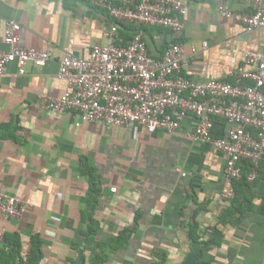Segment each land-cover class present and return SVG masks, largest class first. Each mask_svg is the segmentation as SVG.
<instances>
[{
	"label": "crops",
	"instance_id": "crops-1",
	"mask_svg": "<svg viewBox=\"0 0 264 264\" xmlns=\"http://www.w3.org/2000/svg\"><path fill=\"white\" fill-rule=\"evenodd\" d=\"M183 1L187 11L180 35L155 30L144 36L151 56L159 58L173 41L187 55L194 46L184 74L198 82L229 81L244 54L262 51L264 28L247 30L217 13L219 8L247 12L242 1ZM102 11L89 0H0V50H6L5 23L12 20L21 27L22 47L51 53L41 69L27 65L20 75L12 63L0 77V193L25 206L19 219L0 216V231L17 234L24 252L30 238L37 237L39 264H69L79 253L71 246L80 242L86 225L82 212L90 181L84 171L92 170L99 187L95 241L107 243L136 228L105 264H154L161 254L166 264H182L193 245L200 251L196 264H264V164L253 182L223 201L221 195L231 186L223 174L225 158L189 137L193 117L185 118L172 137L144 130L134 137L131 128L81 123L75 112L41 108V98L57 99L67 91L57 77L66 53L85 58L86 49L106 44L110 25ZM137 32H123L121 41L129 42ZM226 132L224 122L215 120L212 135ZM232 202L231 214L219 223ZM194 222L200 241L208 240L215 227L219 244L192 243L188 226Z\"/></svg>",
	"mask_w": 264,
	"mask_h": 264
},
{
	"label": "built area",
	"instance_id": "built-area-1",
	"mask_svg": "<svg viewBox=\"0 0 264 264\" xmlns=\"http://www.w3.org/2000/svg\"><path fill=\"white\" fill-rule=\"evenodd\" d=\"M247 12L219 8L220 17L247 30L264 28V0H240ZM105 10L117 23L134 27L158 28L173 35L184 30L187 7L183 0H89ZM20 25L5 23L0 50V77L16 63L19 74L27 65L43 68L51 59L50 51L22 47ZM106 44L85 50L86 57L70 53L59 62L57 77L67 84V91L57 99L41 98L46 112H75L81 123H101L106 127L131 128L134 137L140 130L148 134L161 131L172 137L188 116L196 120L189 137L210 145L225 158L223 174L230 188L221 200L234 199L232 183L241 178V164L252 165L247 180L253 182L264 164V43L259 54H244L240 64L229 74V81L208 79L194 81L183 68L196 54L180 43L169 45L159 58L151 56L142 33L138 31L126 45L118 36V25L105 33ZM201 48L205 50L207 43ZM215 120L227 126L221 137L212 135ZM78 127L79 124H76ZM25 206L19 200L0 193V216L19 219ZM4 230L0 231V250Z\"/></svg>",
	"mask_w": 264,
	"mask_h": 264
},
{
	"label": "trees",
	"instance_id": "trees-1",
	"mask_svg": "<svg viewBox=\"0 0 264 264\" xmlns=\"http://www.w3.org/2000/svg\"><path fill=\"white\" fill-rule=\"evenodd\" d=\"M102 12L105 14V16H107L110 27L115 24L118 25V36L120 40L122 39L121 34L123 32L124 34H131L133 31H140L142 33V37L144 38V36L147 34L151 36V32L155 30H161L158 28L134 27L117 23L113 19L109 18L105 10ZM127 43L129 42H122V45H126ZM173 43H178V41H173ZM167 47L168 46H166V48ZM252 170V165L249 162L244 161L241 164V178L240 180L234 181L232 183L234 193L237 191V187H244L246 184H248L247 178ZM84 174L89 176L90 181L89 192L86 199L84 200L87 208L82 212V221L86 225L85 229L81 232L80 242L74 243L71 248L76 253H78L80 249L82 250L81 252L83 253L84 264H105L110 259V254L119 251L129 241L136 228L134 226L132 228L125 229L107 243L95 241V236L100 231L98 222H96L93 218L97 204V198L99 196L98 177L93 174L92 170H86L84 171ZM233 208L234 203L232 202L230 207H228L224 214L220 217L219 223H224L225 218L231 214L229 209L231 210ZM188 227V235L192 243L201 244L202 247L219 244V233L215 227L209 229L211 235L206 241H200V238L197 235L198 228L195 222ZM3 245V248L0 250V264H33L37 258H39V260L42 259L41 242L37 237L30 238L28 252L23 251L20 237L17 234L10 236L4 235ZM155 257L156 262H154V264H166L167 261L165 255H155ZM73 261L74 259H71L68 262L69 264H73Z\"/></svg>",
	"mask_w": 264,
	"mask_h": 264
},
{
	"label": "water",
	"instance_id": "water-1",
	"mask_svg": "<svg viewBox=\"0 0 264 264\" xmlns=\"http://www.w3.org/2000/svg\"><path fill=\"white\" fill-rule=\"evenodd\" d=\"M199 257L200 251L198 245H193L192 254L188 255L182 264H196V261L199 259ZM33 264H39V258H37ZM73 264H84V259L81 251H79L78 256L74 260Z\"/></svg>",
	"mask_w": 264,
	"mask_h": 264
}]
</instances>
